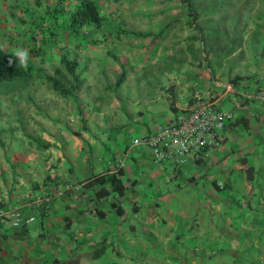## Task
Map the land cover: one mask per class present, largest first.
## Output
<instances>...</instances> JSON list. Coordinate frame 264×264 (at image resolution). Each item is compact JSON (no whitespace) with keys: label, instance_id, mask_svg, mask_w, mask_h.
<instances>
[{"label":"crops","instance_id":"0c3cea01","mask_svg":"<svg viewBox=\"0 0 264 264\" xmlns=\"http://www.w3.org/2000/svg\"><path fill=\"white\" fill-rule=\"evenodd\" d=\"M39 5L0 0V45L27 50L33 64L39 53L30 49V26L40 17ZM231 69V76H209L181 67L168 80L165 71L155 72L156 82L117 87L118 107L110 113L79 91L59 116L41 122L49 131L46 146L11 136L16 146L0 149V207L17 206L33 220L13 225L11 215L0 214V264H264V100L236 92L264 90V44L252 62ZM225 81L235 91L224 89ZM24 87L0 89V99L9 102L8 94ZM195 95L233 110L217 147L174 167L154 161L147 146L130 145ZM117 167L120 191L106 182L84 184ZM57 179L83 184L56 195ZM100 188L105 193L97 194ZM45 195L43 203L30 202Z\"/></svg>","mask_w":264,"mask_h":264},{"label":"rangeland","instance_id":"374dc122","mask_svg":"<svg viewBox=\"0 0 264 264\" xmlns=\"http://www.w3.org/2000/svg\"><path fill=\"white\" fill-rule=\"evenodd\" d=\"M43 1L39 0L40 15L45 14ZM54 1L49 0V3ZM217 1L219 0H214ZM229 2L228 6L224 5L223 10L211 15L204 14L196 19L195 23L207 18L208 23L221 32L215 38L213 49L209 50L201 33L199 38H191L197 33V29L195 25H188L185 22V11L179 0H97L102 10L111 11L104 23L97 28L80 26L74 32L58 27L57 39L49 41V45H45L46 48L43 46V52L40 50L35 61L37 66L51 73L52 67L58 64L60 53H66L67 56L75 55L79 62L77 69L84 79L81 87L75 91V98L60 97L37 75L21 82L20 84L25 86L22 92L11 96L8 94L9 102L0 99V116L2 115L0 149L9 150L16 146L15 141L9 140L11 136L22 135L35 141V145L44 142V134L49 131L41 122L45 124L44 120L54 115L59 116L58 114L66 110L67 102L77 101L79 91H84L87 97L104 105L105 112L110 113L113 107H118L114 103L117 98L114 96L121 94L116 91L117 87L128 84L132 85L134 90L135 86L146 78L156 82L158 77L152 76L155 72L161 74L165 71L166 80L181 67L196 70L201 75L231 76L229 69L242 61L252 62L256 48L260 43L264 44V0H229ZM205 4L206 2L203 3ZM32 6H35V2H32ZM30 10L31 8H28V11ZM24 15H28V12ZM38 18L39 16L33 20L34 23H29V25L33 23L30 26L31 30L33 29L32 33L37 26H40ZM18 22L17 27L28 35V32L22 28L23 23ZM121 26L152 34L165 27L162 36L150 42V36L138 37L123 32H119L117 36L116 28ZM109 33L112 40H106L105 44L92 41V38H101ZM228 45H236L235 50L229 55L217 57V54ZM106 50L115 53L126 68L125 78L119 86L113 84L119 66ZM15 82L10 81L8 85ZM163 86H167L168 89L171 85L165 81ZM128 87L131 86H126L127 89ZM12 91L16 89L13 88ZM0 97L3 98L1 95ZM16 100L20 101L16 102ZM14 108L19 109L17 113L19 120L17 117L16 120L13 119Z\"/></svg>","mask_w":264,"mask_h":264},{"label":"trees","instance_id":"16d2710c","mask_svg":"<svg viewBox=\"0 0 264 264\" xmlns=\"http://www.w3.org/2000/svg\"><path fill=\"white\" fill-rule=\"evenodd\" d=\"M179 1L185 11V22L188 25H195L197 29L196 32L198 34L192 35L191 38L197 39L200 36L199 33H201L202 38L205 39L206 48L212 50L216 41V36L221 34L220 30L214 25L209 24L207 18H203L201 21L195 23L196 19L204 14L211 15L217 13L219 10H223L225 8L224 5L228 6L230 4L229 0H219L217 2H214V0ZM205 2L206 4L203 5ZM44 12L45 14L40 15L38 19L40 20V26H37L34 33L30 35L32 40L30 49L36 53H39L40 50L43 52L45 43L57 39L58 27L65 28L69 32H74L80 26L97 28L107 20L111 13L110 10H102L96 0H55L53 3H45ZM166 26H168V24H166ZM164 27L155 34L147 31L129 30L122 26L116 28V32L117 36L119 32L132 34L138 37L150 36V42H153L162 36ZM109 35L110 33L108 35H103L101 38L95 37L92 41L95 43L103 42V44H105L106 40H112ZM222 46L224 45L222 44ZM235 47L236 45H228L221 53L217 54V57L229 55L235 50ZM106 53L110 55L119 66V72L113 81L115 86H119L125 78L126 68L115 53L110 50H106ZM9 57H13L12 65L8 63ZM78 64L79 62L75 55L67 56L66 53H60L58 56V64L52 67L51 73H48L40 68V66L33 63H26V66H21L18 58L15 57V52L13 50H6L0 45V89L5 92L13 88H18L23 85L20 84L21 82L23 83L24 80H28L34 75H37L43 82L48 83L49 87L60 97L75 98V91L81 87L84 81L80 70L77 69ZM212 69L211 67L210 70ZM13 80L16 82L8 85V82ZM44 145L46 146L47 143ZM120 173V167L116 168V172L95 173L92 177L87 178L84 184L88 185L106 182L111 190L120 191L122 184L116 176V174ZM102 193H105V189L100 188L97 194Z\"/></svg>","mask_w":264,"mask_h":264},{"label":"built area","instance_id":"2783aa9c","mask_svg":"<svg viewBox=\"0 0 264 264\" xmlns=\"http://www.w3.org/2000/svg\"><path fill=\"white\" fill-rule=\"evenodd\" d=\"M217 85L220 83L217 82ZM224 89L230 91L234 86L225 81ZM242 98L264 100L261 88H237ZM233 110L221 108L210 98L199 95L184 109H180L166 121L158 123L154 129L130 139V145H145L150 149L152 159L156 162L168 161L172 166H180L189 158L198 159L207 148H215L221 142V130L233 118ZM82 181L57 179L54 193L60 195L66 189L80 188ZM218 185L222 183L217 182ZM47 195L32 198L30 202L43 203ZM0 214H9L13 225L33 220L32 215L23 216L17 206L8 209L0 207Z\"/></svg>","mask_w":264,"mask_h":264},{"label":"clouds","instance_id":"9594fccd","mask_svg":"<svg viewBox=\"0 0 264 264\" xmlns=\"http://www.w3.org/2000/svg\"><path fill=\"white\" fill-rule=\"evenodd\" d=\"M15 57L18 58L21 66H26L27 59L29 57V52L27 50L17 49L15 53ZM8 63L9 65H12L13 57H9Z\"/></svg>","mask_w":264,"mask_h":264}]
</instances>
